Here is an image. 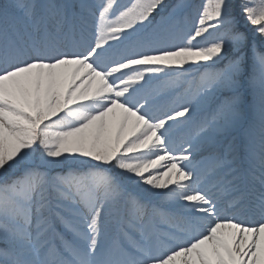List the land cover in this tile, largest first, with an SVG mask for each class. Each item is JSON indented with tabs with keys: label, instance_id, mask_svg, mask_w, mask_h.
<instances>
[{
	"label": "snow or ice",
	"instance_id": "snow-or-ice-1",
	"mask_svg": "<svg viewBox=\"0 0 264 264\" xmlns=\"http://www.w3.org/2000/svg\"><path fill=\"white\" fill-rule=\"evenodd\" d=\"M0 264H264V0H0Z\"/></svg>",
	"mask_w": 264,
	"mask_h": 264
},
{
	"label": "trees",
	"instance_id": "trees-1",
	"mask_svg": "<svg viewBox=\"0 0 264 264\" xmlns=\"http://www.w3.org/2000/svg\"><path fill=\"white\" fill-rule=\"evenodd\" d=\"M128 0H121L122 3H127ZM170 2L175 3L176 0H170ZM184 3L186 4H192L195 6H200L204 3V0H183ZM195 27V13L193 12L192 16H190L187 20V23L185 25L184 31L185 33H190ZM167 100L171 101L174 100L175 97L174 96H166Z\"/></svg>",
	"mask_w": 264,
	"mask_h": 264
},
{
	"label": "rangeland",
	"instance_id": "rangeland-1",
	"mask_svg": "<svg viewBox=\"0 0 264 264\" xmlns=\"http://www.w3.org/2000/svg\"><path fill=\"white\" fill-rule=\"evenodd\" d=\"M166 101H167V99H166ZM187 132H188V129L186 127H182V126L177 127L174 130V138L179 143V142H181L182 138L186 135Z\"/></svg>",
	"mask_w": 264,
	"mask_h": 264
}]
</instances>
